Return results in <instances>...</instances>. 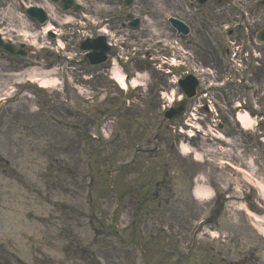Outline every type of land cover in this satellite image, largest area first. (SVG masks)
Returning <instances> with one entry per match:
<instances>
[{
	"label": "rangeland",
	"instance_id": "obj_1",
	"mask_svg": "<svg viewBox=\"0 0 264 264\" xmlns=\"http://www.w3.org/2000/svg\"><path fill=\"white\" fill-rule=\"evenodd\" d=\"M42 1L0 0V30L16 45L31 47L20 62L0 59L1 97L56 64L33 45L46 44L40 31L28 35L22 25L30 24L25 5ZM47 2L60 21L61 5ZM78 2L91 18L108 20L103 27L109 35L118 27L128 30L116 26L115 17L142 18L145 25L126 41L141 55L158 46L151 43L155 32L169 42L167 17L186 20L194 43L181 44L196 67L212 73L201 89L228 75V58L216 57L208 43L244 40L236 33L225 37L220 25L233 24L238 10L249 15L244 32L255 36L264 27V0H209L199 11L190 0H133L129 10L122 2ZM68 50L77 64L57 63L55 84L45 91L26 88L30 93L18 104L0 107V264H264V50L260 67L246 70L239 87L200 92L187 103L182 120L194 107V115L203 117L197 104L205 103L204 95L215 107L201 123L213 129L209 140L187 139L178 133L180 121L161 115V101L179 98L170 84L178 71L166 77L140 62V87L121 92L107 66L89 67L77 46ZM236 101L263 119L251 132L231 118ZM219 136L226 144L214 138ZM184 142L202 155L201 162L193 152L180 154ZM200 175L215 194L210 202L191 195Z\"/></svg>",
	"mask_w": 264,
	"mask_h": 264
},
{
	"label": "water",
	"instance_id": "obj_2",
	"mask_svg": "<svg viewBox=\"0 0 264 264\" xmlns=\"http://www.w3.org/2000/svg\"><path fill=\"white\" fill-rule=\"evenodd\" d=\"M116 1V0H114ZM130 0H128V3ZM68 5H64V9H67ZM32 11L34 12L38 21L40 23L43 22L44 20V15L41 10L33 8ZM172 24H177V22L170 20ZM261 35L264 36V31L261 33ZM4 50L6 51H11V48H8L7 46L3 47ZM81 49L82 50H91L92 52L86 55V58L88 59V62L90 65H95L102 63L105 60V54L109 51L108 47L105 46L104 40L102 38H98L96 40H86L84 43L81 44ZM195 87L196 83L190 79L186 78L184 81H180V88L182 89L184 95L186 98H190L195 94ZM174 113L167 112L165 114L166 118H171Z\"/></svg>",
	"mask_w": 264,
	"mask_h": 264
},
{
	"label": "bare ground",
	"instance_id": "obj_3",
	"mask_svg": "<svg viewBox=\"0 0 264 264\" xmlns=\"http://www.w3.org/2000/svg\"><path fill=\"white\" fill-rule=\"evenodd\" d=\"M47 8L49 9V11H51L52 15H53V13L55 14L54 9L51 8L49 5L47 6ZM67 19H70V17H68ZM67 19H65V20H67ZM22 25L25 28V33L30 35V30H28L27 22L22 21ZM53 75H55V74H54L53 71H51V72H42L41 74H38V75L34 74V75H29V76H30V80H32V81H35V80L40 81L39 83H40L41 87L48 88L50 85L56 83V80L51 78V77H53ZM114 76H115V79L118 82H121L123 87H125V83L122 81L123 80V76L121 74H119V73L114 74ZM136 82H137L136 80H133V83H136ZM237 120L243 125L244 128H249V126L253 122V119H251L243 111H240L237 114ZM180 151H181V154H183V155H186V154L190 153L191 152L190 145L182 144L181 148H180ZM200 157H201V155L196 153V157L195 158L199 160V159H201ZM195 193H200V191L196 190Z\"/></svg>",
	"mask_w": 264,
	"mask_h": 264
},
{
	"label": "flooded vegetation",
	"instance_id": "obj_4",
	"mask_svg": "<svg viewBox=\"0 0 264 264\" xmlns=\"http://www.w3.org/2000/svg\"><path fill=\"white\" fill-rule=\"evenodd\" d=\"M75 10H76V11H80V10L83 11L84 8H80V7H78V8H75ZM197 29H198V28H197ZM198 31L200 32V34L203 33V32H204L203 27H202L200 30L198 29ZM193 33H194V32H193ZM192 35H193V34H192ZM200 37H201V36H200ZM193 43H194V41H192V40L189 41V45H190L191 47H193Z\"/></svg>",
	"mask_w": 264,
	"mask_h": 264
}]
</instances>
